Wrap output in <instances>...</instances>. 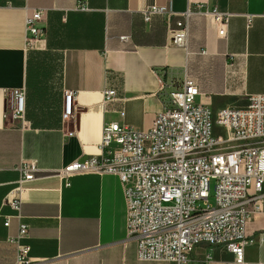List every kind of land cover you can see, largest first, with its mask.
I'll return each instance as SVG.
<instances>
[{"label": "crops", "instance_id": "obj_1", "mask_svg": "<svg viewBox=\"0 0 264 264\" xmlns=\"http://www.w3.org/2000/svg\"><path fill=\"white\" fill-rule=\"evenodd\" d=\"M198 4L231 13L224 35L214 18L193 15L188 46H178L165 15L144 17L153 6L166 7L177 14L172 28ZM39 7L46 10L39 22L44 45L30 50L26 16ZM40 56L58 60L62 76L60 95L43 121L36 99L47 90L40 83ZM185 69L198 82V101L214 111L244 107L249 94L264 93V0H0V264H15L11 238L20 222L29 225L23 242L32 264H176L137 258V244L127 238L125 185L117 175L66 178L59 170L101 154L105 123L149 129L165 105L163 82L178 85ZM19 87L27 88L24 124L4 114L6 90ZM65 89L75 92L74 116L67 120ZM107 89L118 98L106 101ZM27 160L40 169L19 192ZM15 195L22 218L6 201ZM248 233L256 240L246 248V262L264 264V212H251ZM188 264H235L234 254L225 245L201 244Z\"/></svg>", "mask_w": 264, "mask_h": 264}, {"label": "built area", "instance_id": "obj_2", "mask_svg": "<svg viewBox=\"0 0 264 264\" xmlns=\"http://www.w3.org/2000/svg\"><path fill=\"white\" fill-rule=\"evenodd\" d=\"M45 12V8H34L26 16V47L30 50L44 45L39 22ZM154 14L165 15L172 43L184 47L188 46L193 15L214 18L221 35L231 16L198 4L188 7L171 28L175 12L153 6L144 12L145 20ZM247 17L251 22L252 16ZM121 38L127 40L128 36ZM176 81V86L173 81L163 82L165 105L149 129L117 121L105 123L101 154L73 160L59 172L66 178L81 173L119 177L125 185L127 238L136 242L141 261L188 264L194 249L208 244L225 245L234 254L235 264H249L246 248L256 240L248 233L249 217L253 211L264 212V93L249 94L244 107L225 106L214 111L198 101V82L187 69ZM5 94V117L24 124L27 88L7 89ZM74 97V90H64L63 120L74 116ZM117 98L115 89L105 91L106 101ZM219 130L225 136L217 135ZM39 169L33 161L22 163L19 192L22 183L33 179ZM6 201L22 218L21 197ZM4 224H10L9 218ZM28 234L29 225L20 222L18 233L11 238L16 244L15 264H32L30 245L23 242ZM260 241L264 242V236Z\"/></svg>", "mask_w": 264, "mask_h": 264}, {"label": "rangeland", "instance_id": "obj_3", "mask_svg": "<svg viewBox=\"0 0 264 264\" xmlns=\"http://www.w3.org/2000/svg\"><path fill=\"white\" fill-rule=\"evenodd\" d=\"M43 57L40 56L39 61H42L41 63L45 64L44 69H42V74L40 71V83L42 86L47 88V93L45 91L46 96L42 95L41 93L37 96V103L39 107H41L40 111H38V116L40 117V120L43 121V118L45 117V112H51L52 105L57 101L60 92H61V84H62V76L60 74V65L59 61L56 59H43ZM44 107V109H43ZM48 107V108H47ZM47 108V109H46ZM44 116V117H43ZM218 130V129H217ZM221 132H218L219 136H225L222 132V130H219ZM214 180L211 183V196H210V202L214 203Z\"/></svg>", "mask_w": 264, "mask_h": 264}]
</instances>
